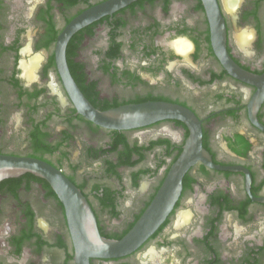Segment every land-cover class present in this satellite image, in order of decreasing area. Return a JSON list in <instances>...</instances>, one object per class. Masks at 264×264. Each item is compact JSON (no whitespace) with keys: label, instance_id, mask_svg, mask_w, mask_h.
Returning <instances> with one entry per match:
<instances>
[{"label":"flooded vegetation","instance_id":"flooded-vegetation-1","mask_svg":"<svg viewBox=\"0 0 264 264\" xmlns=\"http://www.w3.org/2000/svg\"><path fill=\"white\" fill-rule=\"evenodd\" d=\"M104 1L0 0V153L55 166L93 210L100 234L121 239L194 128L179 117L112 128L79 111L57 41ZM215 1L218 10L209 0H133L67 43L71 76L92 105L183 106L212 160L190 165L172 210L136 250L88 264H264V0ZM32 60L28 78L22 65ZM0 264H86L67 204L46 177L0 181Z\"/></svg>","mask_w":264,"mask_h":264},{"label":"water","instance_id":"water-1","mask_svg":"<svg viewBox=\"0 0 264 264\" xmlns=\"http://www.w3.org/2000/svg\"><path fill=\"white\" fill-rule=\"evenodd\" d=\"M132 1L107 0L88 8L73 18L59 35L56 57L64 82L79 111L99 124L112 128H130L163 118L175 117L188 120L193 124V140H188L185 151L171 168L159 194L133 228L121 239L103 237L99 232L93 210L76 186L59 169L39 158L0 153V181L26 172H33L46 177L59 194L63 196L67 204L69 224L77 253L86 264H88L91 256L116 257L136 250L172 210L181 192L183 175L190 165L199 160H208L212 163L210 154L202 146L200 140L199 121L185 107L170 102L148 101L99 110L85 97L71 76L66 62V47L71 36L89 23L120 9ZM209 1V7L211 8L212 5L213 10H218L216 1ZM222 35L224 38V32Z\"/></svg>","mask_w":264,"mask_h":264},{"label":"bare ground","instance_id":"bare-ground-1","mask_svg":"<svg viewBox=\"0 0 264 264\" xmlns=\"http://www.w3.org/2000/svg\"><path fill=\"white\" fill-rule=\"evenodd\" d=\"M24 75L28 78H31L34 74V68L36 67L35 60L30 61L28 64H23Z\"/></svg>","mask_w":264,"mask_h":264},{"label":"rangeland","instance_id":"rangeland-1","mask_svg":"<svg viewBox=\"0 0 264 264\" xmlns=\"http://www.w3.org/2000/svg\"><path fill=\"white\" fill-rule=\"evenodd\" d=\"M28 40H30V38Z\"/></svg>","mask_w":264,"mask_h":264}]
</instances>
